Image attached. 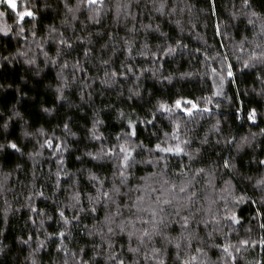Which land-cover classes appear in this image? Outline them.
Listing matches in <instances>:
<instances>
[{
  "label": "trees",
  "instance_id": "trees-1",
  "mask_svg": "<svg viewBox=\"0 0 264 264\" xmlns=\"http://www.w3.org/2000/svg\"><path fill=\"white\" fill-rule=\"evenodd\" d=\"M37 3L40 11L36 23V37L31 35V24H25L26 31L23 35H17L19 29L14 22V14L6 10V6L0 5V11L5 15L0 17V28H11L12 31L5 36L0 32V143L7 140L15 141L22 149L23 154L13 150L0 152V182L4 183L0 189V241L6 246L0 253V264H29L25 259L30 249L22 246L18 242V237L27 238L28 233L34 234L39 231V239L43 240V233H55L62 229V224L58 223V207H63L71 193V186L78 181L82 194L93 192L92 185L87 179L88 170L96 172L100 176H111L112 165L107 161H94L85 153L96 152L100 147V142L90 138L89 130L92 128L93 120L99 119L103 124L99 126V132L107 138L104 143H115V136L122 129L126 128V121L118 118L119 111H123L132 119L144 120L149 110L159 99L172 100L180 97L196 100L202 96L210 95L208 83L199 73L204 71L203 61L205 51L215 55L217 51L227 53L230 60L235 65L237 84H225L224 92L226 97H214L211 114H205L202 118L197 117L195 124H189L193 128L192 135L197 138L204 136L209 129L220 121V127L224 136H235L237 141L240 137L248 136L250 133H257L253 147H245L237 153L231 146L223 143L216 144V135L209 134L210 143L203 146L202 164L206 166L211 161H221L229 155L236 157V164L239 172L245 177H253L252 181L241 179L239 175L234 176L232 182L236 186L237 193H246L252 199L259 200V191H254L252 184L254 180L264 175V168L258 167L255 163L249 162L256 159H264V136L259 135L260 129H264V97L257 95L261 84L256 80L255 70H245L246 74L239 72L240 65L236 63L234 54L238 53V46L245 37L251 42L257 38L253 35L257 29L247 24V20L240 15L244 11L243 0H214L215 14L211 10L213 0H168L169 9L176 4L180 7L191 6V11L183 13H173L161 16L155 12L151 0H140L137 4L133 0L131 8L132 14L136 17L125 20L123 17L119 22L115 17V4L126 3L127 0H106L105 11L102 12L100 23L86 21L87 13L79 16V20L74 22L75 36L85 38L91 35V45L74 44V49L65 53L62 60H67L71 65L74 60L79 59L86 69V72L76 73V82L71 83L64 91V99H56L57 71L58 66H44V55L38 45L43 40V48L49 56H55L57 48L53 40L48 39V27L53 25L64 30L62 20L64 19V8L62 0H47L50 8L43 7V0H32ZM75 3V0H72ZM24 0H20L23 7ZM235 5V8L233 7ZM252 6L264 12V0H252ZM110 9V10H109ZM237 11L239 19H233L231 13ZM179 20L183 27V32L176 26L175 21ZM159 24L160 31L167 33L169 43L176 39H182L188 45L186 50L177 52L174 56L161 57L158 63H153L150 56H140L138 52L143 50L145 40L148 46L155 51L157 46L164 43L159 38V33H145L141 25ZM136 25L139 30L135 36L134 59H129L127 53L121 48L125 38L131 39L129 29ZM220 25L224 35H216V25ZM66 35H73L69 30ZM114 37V39H110ZM115 45L117 51L113 53L112 47L105 48L104 45ZM91 47V58L85 61L83 55L84 47ZM250 44L245 45V56L250 49ZM201 49L196 52V49ZM27 52L29 57H36L40 75L32 71V67L24 62V57H19L18 53ZM3 57H16L11 63L4 61ZM111 58L110 68L123 71L122 63L131 64L137 76L128 74V78L118 79V82L111 87L100 83L104 76L106 66H103L101 59ZM163 67H159V65ZM141 69H148L140 75ZM156 71V76L152 75ZM71 69L66 74L70 76ZM182 73H192V75L181 78ZM172 75L174 79L169 84L161 81L160 76ZM87 77V80L81 79ZM84 84H91V88H84V99H81V88ZM129 89L139 91V96L129 99ZM239 89L240 95H237ZM255 89V91H253ZM91 92V97L87 95ZM247 93V94H244ZM230 98V99H228ZM220 107L217 109L216 104ZM241 104L248 108L256 107L259 113L255 124L245 122L236 118L235 110ZM52 109L50 113L42 111V108ZM19 111L23 119L13 117L9 121V127L5 130L2 125L8 120L13 109ZM243 115V114H242ZM25 123L27 128H25ZM65 123L69 124L71 132L75 136L66 134L63 128ZM161 129L170 131V125L166 118L159 117L156 128L138 125L139 139L145 144L155 143V137L151 135L153 131ZM33 133L32 136L25 137L24 131ZM43 130V135L38 133ZM6 137V139H5ZM48 137H56L53 143L64 141L68 145V150L63 152V169L60 173V188L57 190L56 182L58 171L57 155L55 149L45 147L40 149V144ZM194 147L199 144L194 142ZM42 152L34 158L29 157V153ZM79 157V159H77ZM143 167V166H141ZM67 173L68 175H65ZM223 173V170H222ZM10 174V175H8ZM143 172L138 171L137 175ZM7 179L5 180V177ZM223 179H229L228 175H223ZM219 183H223L220 180ZM43 191L44 196H33L32 200L27 199L35 191ZM29 203L42 210L46 216L35 215L29 210ZM258 204L250 202L241 204L236 209L241 223L236 226L238 235L233 233L231 240L233 243L237 239L257 240L264 236V230L258 227V223L264 222V215L257 217L256 209ZM264 213V208L260 209ZM65 214L69 218L73 215L70 209L65 208ZM103 215V212H99ZM5 215L7 219L5 220ZM32 216L36 219V225L29 220ZM52 217V219H47ZM44 220L43 227H40V220ZM92 216H83L82 222L78 226L69 225L71 229L70 237L65 241L68 248L77 250L85 248L86 258H91V241L83 232V225L89 227L94 223ZM251 228L249 233L247 229ZM219 239V238H218ZM58 243V241H57ZM35 244H33V247ZM243 259L240 264H256L258 260H264V251L259 247L249 248L242 254ZM63 258L62 253H57L56 243L48 241L47 246L37 255L41 264H60ZM215 258V254H213Z\"/></svg>",
  "mask_w": 264,
  "mask_h": 264
},
{
  "label": "snow or ice",
  "instance_id": "snow-or-ice-1",
  "mask_svg": "<svg viewBox=\"0 0 264 264\" xmlns=\"http://www.w3.org/2000/svg\"><path fill=\"white\" fill-rule=\"evenodd\" d=\"M64 8V19L62 25L64 30L50 25L48 27V39L53 40L56 44L55 56H49L43 48V40L38 48L44 55V66H58L57 86L55 89L56 99L63 100L64 91L71 83L76 82L77 72H86L79 59L69 65V62L62 57L66 52L74 49V44L91 45V35L85 38L75 36L74 22L79 20L78 13L83 15L85 12L86 21L100 23L102 12L105 11L106 0H62ZM139 4L140 0H136ZM153 9L161 16H171L173 13L190 12L191 6L179 4L168 7V0H151ZM0 5L6 6L14 14V22L19 29L17 35H23L26 31L25 24H31V35L36 37V23L40 8L32 0H24L23 7L20 6V0H0ZM133 0H127L126 3L115 4V19L119 22L121 17L126 21L135 20L131 8ZM43 7L50 8L51 5L47 0H43ZM211 10L215 14L214 0L211 4ZM235 8V5H233ZM240 13L246 20L247 24L257 29L253 35L257 38L251 42L247 37L242 40L238 46V53L234 54V59L240 65L239 72L246 74L245 70H255L256 80L261 84L259 92L256 94L264 97V12L257 11L252 6V0H243ZM110 10V9H109ZM5 15L0 11V17ZM237 11H233V19H239ZM176 26L183 32V27L179 20L175 21ZM145 33H159V38L164 43L157 46L153 51L145 40L143 50L138 52L140 56H150L153 63H158L161 57L174 56L188 48L182 39H176L169 43L167 33L160 31L159 24L141 25ZM69 30L73 35H66ZM11 28H0L5 36L11 32ZM131 39L125 38L121 48L127 53L129 59H134L135 36L138 34L136 25L128 30ZM216 35H224L220 25H216ZM114 39V37H110ZM250 44V49L245 56V45ZM105 48L112 47L113 53L117 51L115 45H104ZM200 52L201 49H196ZM92 48L84 47L83 55L85 61L91 58ZM204 71L199 73L208 83L210 95L202 96L196 100L184 97L176 98L169 102L168 100L159 99L149 110L144 120L132 119L122 110L119 111L118 118L126 121V128L122 129L115 136V143H104L107 139L103 133L99 132V126L103 124L102 120L94 119L92 128L89 130L90 138L100 142V147L96 152H87L85 155L94 161H107L112 165L111 176H100L96 172L88 170L87 179L92 185L93 192L82 194L79 189L78 181L71 186V193L67 203L63 207H58V223L62 224V229L55 233H43L45 238L40 240L39 231L28 233L27 238L18 237V242L22 246H27L30 251L25 258L29 264H41L37 259L40 253L47 246L48 241L56 243L57 253H62L63 258L60 264H240L243 259L242 254L249 248L259 247L264 251V236L257 240L251 238L237 239L232 242L231 236L237 232L236 226L240 225V217L236 209L241 204L251 203L258 204L256 209L257 217L264 215L260 209L264 208V175L254 180L252 188L259 191V200L252 199L246 193L240 194L236 191V186L232 180L234 176L239 175L241 179L253 180V177H245L239 172L236 164V157L229 155L222 158L221 161L213 160L206 166L202 164L203 146L210 143L209 134L217 136L216 144L223 143L225 146H231L237 153L242 151L246 146L253 147L257 133H250L248 136L240 137L237 141L235 136H224L220 127V121L212 125L209 132L204 136L197 138L192 135L193 128L189 124H195L196 118H202L205 114H211L212 108L208 105L213 104L214 97H226L224 92L225 84H237L238 78L233 62L227 53L216 52L211 55L210 52L203 53ZM19 57H24V62L32 67L36 75H40L41 68L38 65L36 57H29L27 52L18 53ZM16 57H3L4 61L12 62ZM100 63L105 67L104 76L100 83L111 87L123 77L128 78V74L137 76L131 64L122 63L123 71H117L110 68L111 58L101 59ZM163 67V65H159ZM71 69L70 76L67 71ZM148 69H141L140 75H143ZM156 76V71H152ZM192 75V73H182L181 78ZM87 80V77H81ZM161 81L172 83V75L160 76ZM91 84H84L81 88V99H84V88H91ZM255 91V89L253 90ZM131 99L133 96H139V91L129 89ZM247 94V93H244ZM87 95L91 97V92ZM237 95H240L237 89ZM230 99V98H228ZM218 109L220 105L217 103ZM42 111L50 113L52 109L42 108ZM236 118L243 119L245 122L255 124L259 113L256 107L248 108L241 104L235 110ZM243 114V115H242ZM13 117L23 119L21 113L15 108L8 120L2 125L7 130L9 121ZM159 117L168 120L170 131L157 129L151 135L155 137V143L145 144L139 139L138 125L143 124L146 127L156 128V122ZM25 128L27 124L25 123ZM66 134L75 136L71 132L69 124L63 125ZM43 135V130H38ZM25 137L32 136L33 133L24 131ZM259 135L264 136V129H260ZM6 139V137H5ZM56 137H48L40 144V149L45 147L55 149L54 155H57L58 171L56 173L57 190L60 188V173L63 169L62 153L68 150V145L64 141L53 143ZM194 142L199 144L194 147ZM13 150L21 153V147L12 140L0 143V152ZM42 152L29 153L30 158L41 155ZM79 159V157H77ZM255 163L258 167L264 168V159H256L249 162ZM143 166V167H141ZM223 170V173H222ZM143 172L137 175V172ZM10 175V174H8ZM65 175H68L65 173ZM223 175H228L229 179H223ZM7 176L5 177V180ZM223 180V183H219ZM4 183L0 182V189H3ZM33 196L43 197L44 192L35 191L28 196L29 201ZM31 213L39 216H46L42 210H38L28 205ZM65 208L70 209L73 213L71 218L66 216ZM103 215H99V212ZM83 216H92L95 221L90 227L83 225V232L88 237L93 238L91 241V251L93 256L87 257L85 248L72 250L68 248L65 241L71 235L69 225L78 226ZM7 216L5 215V220ZM52 219V217H47ZM29 220L33 225L37 221L32 216ZM44 220H40L42 228ZM258 227L264 230V222L258 223ZM251 233L252 229H247ZM2 235V231H0ZM219 238V239H218ZM58 241V243H57ZM33 244L35 246L33 247ZM6 246L0 241V253ZM215 254V258H213ZM256 264H264V260L256 261Z\"/></svg>",
  "mask_w": 264,
  "mask_h": 264
}]
</instances>
